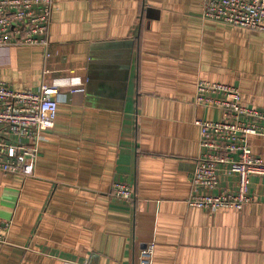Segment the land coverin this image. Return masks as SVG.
<instances>
[{
  "label": "crops",
  "instance_id": "obj_1",
  "mask_svg": "<svg viewBox=\"0 0 264 264\" xmlns=\"http://www.w3.org/2000/svg\"><path fill=\"white\" fill-rule=\"evenodd\" d=\"M203 3L53 0L46 50L0 47L13 89L62 83L33 176L0 171V264H137L148 241L152 264H264V176L240 210L187 204L195 121L220 116L194 103L196 83L264 111V31L205 20ZM248 142L264 161V134Z\"/></svg>",
  "mask_w": 264,
  "mask_h": 264
},
{
  "label": "built area",
  "instance_id": "obj_2",
  "mask_svg": "<svg viewBox=\"0 0 264 264\" xmlns=\"http://www.w3.org/2000/svg\"><path fill=\"white\" fill-rule=\"evenodd\" d=\"M53 0H0V47L49 45ZM208 21L264 31V0H204ZM49 54L45 52L47 57ZM73 84L81 83L74 77ZM62 83H41L37 91L16 90L0 80V171L33 176L43 132L53 127L56 95ZM194 103L219 111L218 119H199L200 152L195 158L187 204L205 211L240 210L251 201L252 176H264V161L253 154L248 138L264 134V111L243 104L234 85L199 80ZM225 177L229 185L220 186ZM231 185V186H230ZM115 196L133 198L130 185L115 182ZM6 239L0 237V245ZM154 242L139 251L137 264H152Z\"/></svg>",
  "mask_w": 264,
  "mask_h": 264
}]
</instances>
